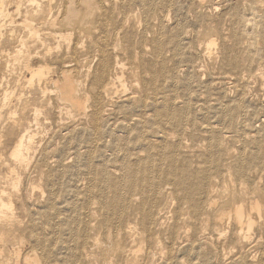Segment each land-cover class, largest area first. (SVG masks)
<instances>
[{
  "label": "rangeland",
  "instance_id": "rangeland-1",
  "mask_svg": "<svg viewBox=\"0 0 264 264\" xmlns=\"http://www.w3.org/2000/svg\"><path fill=\"white\" fill-rule=\"evenodd\" d=\"M145 1L146 2H144V0H143V3H142L143 6H142V4L140 6H139V4L137 5V3L133 2V0H132V2L130 1V5H131L132 9H134V7L137 5L135 7L134 13L136 14V16H139L141 18L140 22H138V20H137V22H136L137 25L135 27V30H140V28L141 29L144 28L143 27L144 24H147L146 26L149 27V25H151V23H152L151 27H149V29L151 28L150 29L151 32L149 33V31H147L146 36L148 38L149 36H151V33L155 31L157 34V40L164 42L165 51L162 52V55L165 54L166 57H164V58H166V59L168 58V59L167 60L165 59V62L166 61L167 62L163 65V63H164V61H163L164 55H163L162 56V65L167 66L164 68L167 69L169 76L171 74V78H172V79L169 78L170 81H168L169 79H167L168 82L165 80L162 83L161 88L158 89V91H157L158 94L160 93L158 96V99L161 98V99H159L160 101L158 100V103L160 102L161 104H159L158 106H159V110L161 109L160 112L162 111L161 112L162 115L159 114V118H160V121H162L161 122L162 124H160V122H159L158 126L153 125V127H152V125H150L153 128V129L152 128L150 129V126H149L150 123L148 124V122H146L144 124V126H146L148 124L147 127L149 129L148 128L141 129V131H140L141 135L143 134V137H141L139 140L141 142L139 143V141L136 140L134 143V141H133L134 139L130 138V136L135 135V133H133L134 132L133 130H132V134H130V132H127L125 134L122 130V132H123V134H122V132L120 131L121 125L119 123H118V125H116V128H117L116 130H115V127H113L111 125V124H115L117 121H119L118 118H121V119H123L122 121L126 122V120H124L125 119L124 114L122 113V111H120V107L124 104L123 98H122L124 96H122V97L120 96L119 98L115 99L114 105H112L113 107H110L108 114L104 115L105 116L104 118L107 117L108 119H110L111 122L109 121V123H108L109 126L106 124L108 127L104 126L106 133L104 135H102L101 137H99L95 141V143L88 141L90 143L87 145V143H88L87 141H78V140L75 141L73 139L72 134L76 133L77 129H78V133H79V130H81L80 131L81 134L86 135L88 138H90L88 132H86V129H88V130H90V129H89V127L85 121L84 122L83 121H77V122L75 121L74 122L75 125H74L73 124L74 119H71V118L66 119L60 125V126L63 125V128H61L60 130H58V128L54 126V128L52 127L50 130H46L42 133H39L38 138H40V136L42 135L41 137L44 139L43 140L44 142L51 140V142H50L51 146H50V144H48L49 145L48 149L50 150V152L56 151V154H57V155L54 154L55 156L49 158L48 161H50V159L52 161H50V162L47 161L48 168L45 169V172L43 174H39V175H38V173L33 172L32 173L33 175L32 174L27 175V173H23V174L19 173L17 177L14 175H7L8 178H6L7 176L6 177L5 176L0 177V193L2 192L3 193L2 195L6 194L5 198H9V199L11 198V201L13 203L11 211H9L6 214L0 212V224L2 225L3 222L5 221L2 226L0 225V229L2 228L5 231L4 238L0 237V247L3 249L5 248L3 250V254L5 255V257H10L9 260H10L11 264L14 263L13 259L15 258V252L16 251H18L20 253L19 264H27L28 262L24 260V257L27 254H31V253H36L38 255L40 264H58V263L59 264H72V263L73 264H79V263L83 264V262H84V264H89V263L90 264H96L97 259L94 260L95 257L99 258L97 264H110L111 261H112L111 263L117 264L116 263V261H117L118 264H123L122 259L127 257L128 253H129L128 248H129V245H131L130 243L132 241V237L129 236L128 234H127L128 235L127 236L126 232L124 231L128 225H131V227L133 229H135L139 232L141 231L140 233L141 234L143 233L144 235L149 234L152 231L151 230L152 228L154 229V231L157 230L155 232V237L158 238V241L160 243L158 245V247L162 251L161 255H157V254L154 255L155 260L154 259L153 260L157 264H159V261L160 262H170L172 264H180V263L181 264H190L189 263L190 260L193 263L195 262V264H206L205 262L203 263V261L201 259H198L199 257L197 256L198 254L203 255V253H204L203 251H205L206 253L208 252L207 254H205L206 255L205 259L208 260V262H207L208 264H212V263L217 264V262H218V264H229V263L230 264L231 263L232 264H235V263L236 264H243V263L244 264H258V263H256L258 261L260 262L259 264H264V259H263L264 254H262L264 252V243H263L264 237L261 238V240L260 239H253L252 240L253 242L249 241L247 243L245 242L244 244L241 243L242 246L240 247L241 244L237 243V244H239V245H237L233 240H230V236H229L230 234H227L228 238L220 239L221 240V242H220V240H217L216 237L213 236L212 233H214V232L211 229H209L205 232L206 235L204 234L203 237H200V236L196 237V239L195 240L193 239L192 241H189L190 240L189 239L187 242L186 239L190 238V233L193 234L194 225L198 226L199 221H200V218H197L195 216L191 217L192 212H189L191 210L188 208L189 205L186 203L187 200L184 199V197H183L184 194L187 197V194L185 192L186 190H191L193 188V191H194V187L191 185V183H189L190 186H187L184 189L185 191H183V190L177 191V189L175 188V185H174L175 183H173L171 180L169 181V179L167 178L168 176H166L167 171H168V174H170L171 172L172 173L176 172L174 175L177 176V173H178V176H179L180 172L183 169H187L189 171H192L193 172L192 174L190 172L191 175H194L200 171L206 170L207 171V179H206L207 181L206 180L204 181V185H207L208 187L203 185V188L200 191V197L199 198H200L202 203L203 202L206 203V201H205L206 194L205 193L211 188L212 183L215 182V185L217 187V191L215 193V196H216V199L218 198L217 200H218L219 205H223L224 202L227 200L228 196H226L227 193H225V192H228V191L235 192L237 194L236 195V197H237L239 194L238 192H240V188H242L243 190L247 189L248 192L249 191L252 192L253 187H255L256 184L258 183V182L256 183V181H258V178H256L258 175L256 176L255 173L258 174L259 169H261V166H262L261 163H258L260 161L259 160L260 158L258 156H261V154L262 155L264 154V127H263L264 126V114H263L264 113V109H263L264 108V104H263L264 103V35H263V37H262V35H260L261 37L259 36V37L255 38V37H253V32H254V29L257 27V29H259V32L261 31L259 34H264V33H262L263 32L262 29L264 30V0H204V1L203 0H177V1L176 0H164L165 1V2L163 1L164 3L162 2V0H153V3H152V0H145ZM202 2H203V4H201ZM145 3H146V5H145ZM162 3H163V6H162ZM154 5H156V6H154ZM257 6H259V8ZM170 7H172V8L169 9ZM155 8H156V11H155ZM158 8H160V10ZM143 9H146L149 12V14H147L148 15L147 21H149V22H147L144 18H142L143 16L140 15V13L143 11ZM153 9H154V12H153ZM166 9H167V11H166ZM136 10L137 11L141 10V12H139V11L137 12ZM162 10H163V12H162ZM171 11H173V12H171ZM230 11H232L233 14L230 15V13H231ZM152 12H153V16H150L152 14ZM155 12H156V14H155ZM163 13H165V15ZM164 16H165V18H164ZM235 17H237L236 20H234ZM152 18H153V20H152ZM157 18H159V19L157 20ZM168 21H170V22H168ZM181 21H183V22H181ZM234 21L236 23H234ZM256 21H257V24H256ZM156 22L158 23V25ZM173 22H174V24H173ZM258 22H259V24L261 23L262 25H259ZM141 23H143V25ZM165 23H166V25H165ZM170 23H171V25H169ZM183 23H184V25H183ZM162 25H163V27H162ZM137 26H138V28H137ZM171 26H172V28H171ZM261 26H263V28H261ZM251 27H252V29H251ZM163 28L165 30H163ZM239 29H241V30L238 33ZM179 30L181 33L179 32V34H178ZM242 30L244 31V33H242ZM162 31H164L165 33ZM167 31H169V32L173 31V32H171L169 35V32H167ZM174 32H176V34H178V35H176ZM165 34H166V36H165ZM188 34H189V36H188ZM235 34H236V37H238V35H239V37H238V40L240 39L239 41H237ZM244 34L246 37L244 36ZM163 37L165 39L167 38L166 41L168 43L165 41V39ZM187 37H188V39H187ZM233 37H235V38H233ZM161 38H163V39H161ZM245 38H248V40ZM235 39L237 42H234ZM250 39H251V41H250ZM257 39H259L260 41ZM176 40H177V43H176ZM210 40L214 41V45L211 47V50L208 51L207 50V44ZM237 43H239V44H237ZM224 44H227V45L223 46ZM230 44H232V46ZM234 44H235V46H234ZM167 45H168V47H167ZM242 45L244 46V48ZM249 45H250V47H249ZM254 46H256L257 50L255 49ZM185 47L187 48V50L184 53ZM225 47L227 50L225 49ZM223 48L225 49V51ZM248 48H251V49H248ZM172 49H173V51H172ZM178 50H179V52L182 50L181 53H179ZM247 50H248V52H247ZM255 50H256V52H255ZM166 51H168V54L166 53ZM223 51H224V53H223ZM233 51H234V54H233ZM173 52H176V53H173ZM225 52L228 54H226ZM169 53L170 54L173 53V55H175V56L169 55ZM182 54H183V56H182ZM202 54H204L205 56ZM240 54L243 55L242 60H241ZM244 54L247 56L245 57ZM167 55L169 57H167ZM208 55H210V58L208 57ZM146 56L149 57V55H146ZM179 56H180V58H179ZM184 56H185V58H184ZM182 57L184 58V60L182 59L183 61L181 60ZM204 57H206V58H204ZM224 57H226L227 63L224 61ZM231 57H233V58H231ZM255 57H256V59H255ZM169 58H170V60H169ZM176 58H177V60H176ZM235 58H237V60ZM172 59H174V60H172ZM179 59L181 61H179ZM231 59H235V60H233L234 63H230L229 60H231ZM252 59L254 62H251ZM247 60H248V62H247ZM170 61H171V63H172V61H175L176 64H174V62L171 64ZM243 61H244L243 64H245L244 67L242 64ZM180 62H181V64H179ZM246 63H247V66H246ZM252 63H254V64H252ZM178 64H179V66H178ZM225 64H227V66ZM233 64H235V65H233ZM172 65H174V66H172ZM186 66L187 67L191 66V68L189 67V71H188V68ZM248 66H250L249 69L251 70V72H250V70H248ZM168 67L170 69H168ZM172 67L174 69H172ZM177 68H178V70H177ZM233 68H235V69L232 70ZM257 69H258V71H257ZM73 70H74L73 75L77 76V71L75 69H73ZM195 70H198V71L196 72ZM230 70H231V72H230ZM128 71L126 72L127 75H128ZM225 71H226V73H225ZM228 71L230 73H233V74L231 75ZM245 71H246V73H245ZM247 71L250 73H248ZM54 72H56V73L58 72V73L57 74L54 73L53 74L54 77H53V75H51L53 80L59 79L61 77V72L57 71V70H55ZM247 73H248V75H246ZM255 73H256V75H254ZM233 75H235V77ZM236 75H238V76H236ZM255 76H256V79H253ZM245 77H248V78H245ZM179 78L181 79V83H180ZM249 78L252 79L253 81L252 80L250 81ZM247 79H249V80H247ZM128 80H129V77H128ZM239 80L240 81L242 80L243 82L242 81L240 82ZM245 80H247V81H245ZM244 81H245V83H244ZM248 81H250V82H248ZM182 83L183 84L186 83L185 85H187V86L183 85ZM242 83H243V85H241ZM165 84H166V89H165ZM129 85H130V83L128 81V86ZM245 85L247 87H245ZM48 86H49V88L52 89V83H49ZM243 86L245 87L244 88L245 90L242 89ZM239 87H241V88L239 89ZM167 88H169V89H167ZM220 92L222 93L223 97L221 96ZM217 93L219 94V96ZM238 94H239L240 100L238 98ZM245 95L247 96L246 98H245ZM249 96H250V98H249ZM167 98H168V100H171V101H168ZM214 98L216 100H214ZM118 99L120 100L119 103H118ZM175 100L178 102H175ZM244 100L247 101L246 102L247 108H246V105L244 104L245 103ZM261 100H263V102ZM249 102H250V105H248ZM163 103H165L166 106L162 105ZM175 103H177V104H175ZM252 103L255 104V107L252 106ZM260 103L262 104V106L260 105ZM179 104H181V105H179ZM171 105H173L174 107ZM171 107H173V108L171 109ZM113 109H114V111H113ZM177 109H178V111H177ZM236 110H238V111H236ZM119 111H120V113H118ZM167 112H168V114H167ZM173 113L175 114L176 117L174 116ZM230 113H231V115H230ZM170 114L172 115L173 118L175 117L176 119L174 118L173 121H169V120L167 121ZM108 115H109V117H108ZM180 115H181L182 119L178 118V117H180ZM228 115H230V116H228ZM160 116L161 117L163 116V119ZM225 116H226V118H224ZM230 117H231V119H230ZM177 118L180 119L179 120L180 125H179ZM113 119L117 120V121H114ZM226 120H227V122H226ZM228 120H229V122H228ZM231 120H232V122H231ZM244 120H246V121H244ZM260 120H261V122H260ZM67 121H68V124H66ZM175 121L177 123H175ZM163 123H164V125H163ZM79 124H80V126H79ZM64 125H65V127L67 126L68 129L73 127L72 129H69L71 131H73V129H74V132H72L70 134V137H71L70 140L72 141L73 144H74V142H76V144L72 145V143H71L70 145H67V141H65V139L63 140V134H61V133L65 129ZM81 125H83L82 126L83 128L81 127ZM174 125L176 126V128ZM137 126L139 127L140 125H137ZM163 126L165 128H163ZM170 126H171V128H170ZM243 126H245V127H243ZM106 128L107 129L110 128V129L107 131ZM113 128H114V130H113ZM262 128H263V130H262ZM211 129L212 130L214 129V131H212V133L213 134L215 133V135H213L211 133ZM242 129L244 130L243 132H242ZM149 130H151V131H149ZM164 130L166 132H164ZM51 131H52V133H51ZM110 131H112V132H110ZM118 131H119V133H118ZM153 131L155 134L153 133ZM255 131H257V133H255ZM47 132L49 134H47ZM85 132H86V134H85ZM108 132L111 134V136H110V134L108 135ZM149 132H151V133H149ZM117 133L120 136H118ZM216 133H218L220 136ZM247 134H248V136H247ZM251 134H252V136H251ZM168 135L169 136L171 135L172 137L171 136L169 137ZM211 135H212L213 139H215L216 141H214L211 138ZM45 136H48V137H45ZM154 136L156 138H154ZM218 136L220 138H218ZM122 137H123V139H122ZM150 137H151V139H149ZM221 137L223 140H220ZM54 138H56V139H54ZM118 138H119V140H118ZM143 138H144V140H142ZM104 139H106V140H104ZM128 139L132 140V141H130V143H132V145L131 144L129 145V141L127 142ZM157 139H158V142H157ZM160 140H161V142H160ZM103 141H106L107 143L103 142ZM142 141H144V144L142 143ZM78 142H80V143H78ZM145 142H147L146 145H145ZM155 142L157 144H155ZM65 143H66V145H65ZM77 143H78V145H77ZM110 143H111V145H110ZM120 143L122 145H120ZM43 144H41V146ZM53 144H56L57 146L56 145L54 146ZM79 144H80V146H79ZM148 144L150 146H148ZM151 144H154V147H153V145L151 146ZM119 145H120V148H119ZM126 145H127V148H126ZM41 146L39 147V149L41 148ZM60 146H61V148H60ZM68 146L70 148H68ZM121 146H123V147L121 148ZM130 146H132V147L130 148ZM138 146H141V147L139 148ZM63 147H65V148H63ZM85 147L87 149H89V151H88L89 154L87 153ZM66 148H68L67 149L68 151L66 150V152H65ZM81 148H83V149L81 150ZM260 148H262L263 151ZM134 150H135L136 155L138 157L135 155ZM53 152L51 154H53ZM67 152H68V154H67ZM228 152H229V154H227ZM260 152H261V154H260ZM118 153H119V156L117 155ZM255 153H257V154H255ZM80 154H82V155H80ZM85 154H87V155H85ZM211 154H213V155H211ZM254 154L256 155L257 159H256ZM64 155H65V158H64ZM84 155H85V157H84ZM116 155L118 157H121V159L120 158L117 159ZM69 156H71V158ZM128 157L129 158L131 157V158L129 159ZM60 158H61V160H60ZM210 158H211V160H210ZM171 159H172V161H171ZM205 160H206V162H205ZM212 160H216V161L213 164L211 163V166L209 167V162ZM250 160H252V162H250ZM255 160H256V162H255ZM33 161H35L34 164H33ZM81 161L82 162L84 161V163H82ZM118 161L120 164L118 163ZM36 163H37V159L36 160L33 159L31 165H36ZM128 163H129V165H128ZM168 163H170V165ZM90 164H91V166H90ZM167 164H168V166H167ZM249 164H250V166H249ZM254 164H256V165L260 164L261 166L259 165L256 167V165L254 166ZM86 165H87V167H86ZM138 165H139V168H138ZM172 165H174V169H173ZM177 165H179V166H177ZM191 165H192V167H191ZM89 166L91 167V169ZM132 166H133V168H132ZM175 166H176V168H175ZM181 166L183 169H181ZM184 166H186V168ZM200 166H202V167H200ZM247 166H249V167H247ZM119 168H120V170H119ZM193 168H194V171H193ZM209 168H211L212 170L214 169V170L218 171V173L214 170L210 171L211 169H209ZM227 168H229V169H227ZM88 169H89V171H88ZM130 169H131V172H130ZM176 169H177V171H176ZM180 169H181V171H180ZM125 170H127V172H125ZM156 170H157V172H156ZM245 171L247 174H245ZM214 172H215V175H214ZM47 173H48V175H47ZM136 173L138 175L141 173L140 175L142 177V180H141L142 183H141V181H138V182L136 181V180H139V178L141 179V177L138 176ZM158 173H159V175H158ZM21 174L23 175V177ZM242 174L245 177V179L243 178ZM208 175L210 176V178L208 177ZM212 175L215 177L213 178ZM159 176H160V178H159ZM249 176H251V177H249ZM246 177L248 180L246 179ZM19 178H20V180H19ZM28 178H31V179H28ZM144 178H145V180H143ZM166 178L168 180L169 185H168V183H166L167 181H165ZM12 179H14V180H12ZM15 179L18 181L19 187L14 186ZM133 179H135V180L132 182ZM146 179L148 182L146 181ZM251 179H252V181H251ZM144 181H146L147 183ZM158 181L160 182V184H158L159 183ZM209 181L210 182L212 181V182L209 183ZM249 181H251V184ZM20 182H21V184H20ZM150 183H151V185H150ZM113 184L116 186H114ZM222 184H223V186H222ZM242 184H243V186H242ZM253 184H254V186H253ZM155 185H156V187H155ZM161 185H162V187H160ZM122 186H124V187H122ZM151 186H154V188ZM170 186H172V187H170ZM243 187H245V188H243ZM251 187H252V189H251ZM145 188H147V189H145ZM218 188H219L220 192H219ZM225 188L228 189V191H224ZM139 189H140V192H139ZM149 189L151 190V192H153L155 189V191H154L155 192L154 193L155 198L157 200H160V201L157 203V200H156V203L154 206V213H153L154 218L152 217L151 221H148L149 226L146 227V230H145L146 232L145 231L143 232L142 222H137V221H139V219H140V221L142 220V216H141V218L139 217L141 215V212L139 211L137 206L143 202L144 198L146 197V192ZM175 189H176V191H175ZM165 190H166V192H164ZM123 191H124V193H123ZM128 192H130V193H128ZM156 192H157V194H156ZM201 192H203V194ZM179 193H180V195H179ZM163 194H165L166 197ZM174 194H176V196H174ZM120 195H121V197H120ZM135 195H137V196H135ZM140 195H142V196H140ZM169 195H171V196H169ZM178 195H179V197H178ZM224 195L226 196V199H225ZM132 196L135 199L138 197L137 200L133 199ZM180 196H181V198H180ZM139 197H141V198L139 199ZM177 197L179 200L173 199V198H177ZM123 198L125 200H122ZM52 199H53V202H52ZM180 199L183 202L180 201ZM224 199H225V201H224ZM219 200H222V201H220L221 204L219 203ZM135 201L137 202L138 205L135 203ZM178 201H179V203H178ZM116 202H117V204H116ZM134 203L136 204V207H135ZM173 203H175V204H173ZM159 204H160V206H159ZM178 205L180 206V208ZM111 206H112V209H111ZM117 207H118V209H117ZM166 207H167V209H165ZM228 207H229V204L226 206V209ZM126 208H127V210H126ZM171 208L172 209L175 208L177 210V212H175L176 211L175 209L172 211ZM134 209L136 210V212H140V213L134 212L135 211ZM118 210L121 212H119ZM163 210H164V213H163ZM168 210H169V212H168ZM185 210H186V212H185ZM156 211H157V213L159 211V213H158L159 215L156 213ZM171 211L174 215L171 213ZM111 212H114V213L116 212L115 213L116 216L114 213H111ZM121 213L123 214V217H122ZM162 213H163V215H162ZM169 213L171 214L170 216H169ZM182 213H183V215H182ZM184 213H186V214H184ZM112 214L114 216L113 220H112ZM118 214H119V216H118ZM164 214L165 215L168 214L167 217ZM110 215H111V217H110ZM13 216H14V218H13ZM172 216H174V217H172ZM179 216L181 217V220L179 219L180 218ZM108 217H110V218H108ZM138 217H139V219H137ZM188 217H190V220ZM124 218H127V221H125ZM194 218H197V220ZM107 219L108 220L110 219V220L107 221ZM118 219H119V221L117 222ZM162 219H164V220L162 221ZM167 219H169V220H167ZM158 220H159V222H158ZM165 220H166V222L163 225ZM170 220H172V221L170 222ZM182 220L184 221L185 226L183 225L184 223ZM111 221H112L113 225L111 224ZM189 221L190 222L192 221L191 223L193 225V229L191 228L192 225ZM114 222H115V224H114ZM123 223H125L126 226ZM157 223H161V224L159 225ZM259 223H260L259 226L264 225V221L259 222ZM175 224H177L176 227L174 226ZM119 225L122 229L120 227H118ZM111 226H113V227H111ZM187 226H189L190 228ZM259 226L257 225L255 227V229L253 230V233L255 232L254 237H256L255 234L257 235V233H258V232H256V229L258 230L257 227H259ZM123 227H125V228H123ZM139 227H141V229ZM161 227H162V229H161ZM174 228L176 229V231ZM183 228H184V231H183ZM190 229L192 230V232ZM167 230L169 231L168 233L166 232ZM178 230H180L179 233H177ZM110 231H111V233H110ZM122 231H123V233H122ZM158 232L161 233V237H160V233L158 235ZM175 233H177V234H175ZM186 233L189 235V237H187L188 235H186ZM169 235H170V237H169ZM172 235H173V237H172ZM207 235H210V236L208 237ZM108 239H110V240L108 241ZM118 239H119V241H118ZM122 239H123V241H122ZM130 239H131V241H130ZM226 239L230 240V241L227 243ZM50 240L52 243L50 242ZM222 240L224 243L222 242ZM170 241L173 243H171ZM184 241H186V243ZM194 241L198 242V243H195ZM213 241H214V243H213ZM113 242H114V247L112 246ZM54 243H55V245H54ZM201 243H202V246H201ZM103 244H104V246H106V244H107L106 248L103 246ZM234 244H236L235 247L233 246ZM93 245H94V247H93ZM98 245L100 246L99 249L97 248ZM108 245H109V247H108ZM118 245H122L123 247L118 246ZM176 245L178 248L175 247ZM190 245H192V247ZM205 245H206V247H205ZM260 245H263V246L261 247ZM140 246L142 247L141 251H140V256L141 255L144 256L145 254H143V253L145 252V249H146L145 242H142V244H140ZM219 246L220 247L222 246L223 248H220ZM230 246H231V248L233 247V249H231ZM110 247L114 248V250L118 249V251L114 252ZM125 247H126V249H125ZM167 247H168V253H166ZM182 247L183 248L185 247L184 248L185 250ZM108 248L111 249L113 252L111 250H109ZM225 248L227 249V251H226L227 253L224 252L226 250ZM50 249H51V251H50ZM122 249H123V253H122ZM193 249H194V254H193ZM201 249H202V251H201ZM253 249H254V255H253V251H252ZM255 249L257 252H255ZM180 250H181V253H180ZM235 250H237V251H235ZM242 250L244 252L239 254L240 252H242ZM55 251H56V253H55ZM104 251L106 253L107 252L111 253L110 256H109V254H107V256H108L107 257L106 253H104ZM109 251H111V252H109ZM198 251H200V252H198ZM211 251H212L213 256L211 254ZM258 251H259V254H258ZM91 252H93L92 254L96 253L95 257H94V255L90 254ZM120 252H121V255H120ZM170 252L172 255L169 254ZM219 252H220V254H219ZM230 252H231V254H230ZM234 252H236V255ZM98 253H101V254L98 255ZM190 253H191V255H190ZM216 253L218 254V256ZM116 254H117V256H116ZM179 254H180V256L181 255L182 256L184 255V256L179 257ZM214 254H216V255H214ZM238 254H239V256H238ZM100 255H101V257H98ZM113 255H114V257H113ZM118 255H120L119 256L120 259L118 258ZM229 255H230V257H229ZM165 256H167V257H165ZM187 256H188V259H187ZM195 256H196V259L198 261L195 260ZM207 256L209 257V259H207L208 258ZM250 256H251V259H250ZM5 257H0V264H4V263H1V259L4 258V260H5ZM92 257H93L94 261H92ZM116 257L118 260L116 259ZM224 257H226V258H224ZM157 258H159L161 260H159ZM212 258H213V260H212ZM215 258L217 259L216 262H215ZM222 258H224V259H222ZM53 259H54V262H53ZM109 259H110V261H109ZM115 259H116V261H115ZM233 259H234V261H232ZM252 259H253V261H252ZM40 260H41V262H40ZM218 260H220V261H218ZM248 261H249V263H248ZM254 261H256V262L254 263ZM30 264H32V263L30 262ZM152 264H154V263L152 262Z\"/></svg>",
  "mask_w": 264,
  "mask_h": 264
},
{
  "label": "bare ground",
  "instance_id": "bare-ground-1",
  "mask_svg": "<svg viewBox=\"0 0 264 264\" xmlns=\"http://www.w3.org/2000/svg\"><path fill=\"white\" fill-rule=\"evenodd\" d=\"M130 1L132 0H0V177H6L7 175H14L18 176L19 173H27L32 174L33 172H36L39 174H43L45 172V169L48 168L47 161L49 158L57 155L56 151L50 152L48 149V144L51 146V140L44 142L43 138L40 136L38 138V134L42 133L46 130H50L52 127H57L58 130L63 128V125L60 126L66 119H74L73 124L76 121H85L88 125L89 129H86V132H88L89 137L86 135L81 134V130H79L78 133V127L77 132L72 134L73 139L76 141H90L95 143V141L104 135L106 133L105 127L109 126V121L107 117L104 118L106 114H108V111L110 110V107H113L115 99L119 98L120 96H124L123 102L124 104L120 107V111L124 114V120L121 118H118L119 121H117L115 124H111L113 127L116 128V125L118 123L121 125V132L126 134L127 132H130L132 134V130L134 131L135 135L130 136L131 139H134V143L136 140H140L141 137H143V134L141 135V129L148 128L147 125L149 124L154 126H158L159 122L162 124L159 118V114L162 115V111L159 110V104L158 103V89L161 88L162 83L167 79L171 78V74L169 76L167 69L163 66L166 62L164 57H166L165 54L162 55V52L165 51L164 49V42L157 40V34L156 32H152L151 36L147 38L146 32H151V25L147 27V24L141 23L144 28H140V30H135L136 22H140V17L136 16L134 13L135 7L139 4V6L143 3V0H133V2L137 3V5L134 7V9L131 8ZM164 0H162L163 2ZM177 1V0H176ZM204 1V0H203ZM144 2H146L144 0ZM165 2V1H164ZM163 2V3H164ZM199 2V1H198ZM134 3V4H135ZM153 3V0H152ZM162 3V6H163ZM133 4V5H134ZM151 4V3H150ZM203 4V2L201 3ZM146 5V3H145ZM153 5V4H152ZM174 5V4H173ZM256 5V4H255ZM138 6V7H139ZM143 6V4H142ZM148 6V5H147ZM156 6V5H154ZM175 6V5H174ZM200 6V5H199ZM146 7V6H145ZM150 7V6H149ZM259 8V6H257ZM140 8V7H139ZM144 8V7H143ZM170 7L169 9H171ZM137 9V8H136ZM141 9V8H140ZM160 10V8H158ZM177 9V8H176ZM217 9V8H216ZM174 10V9H173ZM178 10V9H177ZM231 10V9H230ZM234 10V9H233ZM137 11V10H136ZM141 12V10H138ZM137 11V12H138ZM156 11V8H155ZM165 11V10H164ZM167 11V9H166ZM136 12V13H137ZM146 9H143V11L140 13L146 21L148 18L149 12ZM154 12V9H153ZM153 12L150 16H153ZM163 12V10H162ZM173 12V11H171ZM230 15L233 14L232 11H230ZM169 13V12H168ZM156 14V12H155ZM165 15V13H163ZM169 15V14H168ZM173 15V14H172ZM158 16V15H157ZM155 17V16H154ZM159 17V16H158ZM238 17V16H237ZM234 20H236V18ZM160 18V17H159ZM157 18V20L159 19ZM162 18V17H161ZM165 18V16H164ZM163 18V19H164ZM168 18V17H167ZM174 19V18H173ZM244 19V18H243ZM150 20V19H149ZM153 20V18H152ZM151 20V21H152ZM156 20V21H157ZM177 21V20H176ZM238 21V20H237ZM242 21V20H241ZM248 21V20H247ZM143 22V21H142ZM149 22V21H147ZM159 22V21H158ZM164 22V21H163ZM170 22V21H168ZM183 22V21H181ZM157 23V22H156ZM176 23V22H175ZM234 23H236L234 21ZM233 23V24H234ZM238 23V22H237ZM155 24V23H154ZM164 24V23H163ZM174 24V22H173ZM257 24V21H256ZM259 24V22H258ZM158 25V23H157ZM166 25V23H165ZM171 25V23L169 24ZM181 25V24H180ZM184 25V23H183ZM247 25V24H246ZM259 25H262L261 23ZM258 25V26H259ZM232 26V25H231ZM155 27V26H154ZM161 27V26H160ZM163 27V25H162ZM165 27V26H164ZM170 27V26H169ZM175 27V26H174ZM179 27V26H178ZM184 27V26H183ZM240 27V26H239ZM256 27V26H255ZM260 27V26H259ZM258 27V28H259ZM138 28V26H137ZM153 28V27H152ZM172 28V26H171ZM237 28V27H236ZM243 28V27H242ZM263 28V26H261ZM157 29V28H156ZM170 29V28H169ZM176 29V28H175ZM187 29V28H186ZM245 29V28H244ZM252 29V27H251ZM163 30H165L163 28ZM174 30V29H173ZM183 30V29H182ZM241 29H239L238 33ZM246 30V29H245ZM185 31V30H184ZM189 31V30H188ZM237 31V30H236ZM247 31V30H246ZM262 33H264V30L262 29ZM164 32V31H162ZM169 32V31H167ZM173 32V31H171ZM169 32V35L170 33ZM180 30L178 31L179 34ZM186 32V31H185ZM235 32V31H234ZM261 32V31H260ZM259 29L257 27L254 29L253 37H259ZM165 33V32H164ZM176 34V32H174ZM181 33V32H180ZM184 33V32H183ZM188 33V32H187ZM242 33L244 31L242 30ZM241 33V34H242ZM246 33V32H245ZM176 34V35H178ZM250 34V33H249ZM150 35V34H149ZM163 35V34H162ZM168 35V36H169ZM232 35V34H231ZM251 35V34H250ZM166 36V34H165ZM181 36V35H180ZM189 36V34H188ZM241 36V35H240ZM245 36V34H244ZM177 37V36H176ZM183 37V36H182ZM236 37V34H235ZM233 37V38H235ZM239 37V35H238ZM237 38V41L238 40ZM243 37V36H242ZM246 37V36H245ZM252 37V36H251ZM261 37V36H260ZM164 38V37H163ZM161 38V39H163ZM244 38V37H243ZM242 38V39H243ZM165 39V38H164ZM167 39V38H166ZM165 39V41H166ZM183 39V38H182ZM188 39V37H187ZM248 40V38H245ZM263 39V38H262ZM232 40V39H231ZM244 40V39H243ZM259 40V39H257ZM236 39L234 42H237ZM245 41V40H244ZM251 41V39H250ZM256 41V40H255ZM260 41V40H259ZM263 41V40H262ZM167 42V41H166ZM184 42V41H183ZM242 42V41H241ZM257 42V41H256ZM168 43V42H167ZM173 43V42H172ZM177 43V40H176ZM185 43V42H184ZM244 43V42H243ZM250 43V42H249ZM171 44V43H170ZM239 44V43H237ZM246 44V43H245ZM257 44V43H256ZM260 44V43H259ZM173 45V44H172ZM171 45V46H172ZM175 45V44H174ZM214 45V41L210 40L207 44V50L210 51L211 47ZM227 44H224L225 46ZM232 46V44H230ZM263 45V44H262ZM235 46V44H234ZM243 46V45H242ZM257 46V45H256ZM256 46L255 49H256ZM168 47V45H167ZM238 47V46H237ZM250 47V45H249ZM186 48V47H185ZM184 48V53L186 52L187 48ZM233 48V47H232ZM240 48V47H239ZM242 48V47H241ZM244 48V46H243ZM171 49V48H170ZM224 49V48H223ZM226 49V47H225ZM224 49V51H225ZM237 49V48H236ZM251 49V48H248ZM169 50V49H168ZM227 50V49H226ZM232 50V49H231ZM240 50V49H239ZM257 50V49H256ZM255 50V52H256ZM173 51V49H172ZM176 51V50H175ZM182 51V50H181ZM181 51L178 52L181 53ZM223 51V53H224ZM229 51V50H228ZM236 51V50H235ZM245 51V50H244ZM201 52V51H200ZM199 52V53H200ZM239 52V51H238ZM248 52V50H247ZM168 54V51H166ZM176 53V52H173ZM169 53V55H173ZM202 53V52H201ZM204 53V52H203ZM226 53V52H225ZM230 53V52H229ZM232 53V52H231ZM258 53V52H257ZM228 54V53H226ZM225 54V55H226ZM234 54V51H233ZM246 54V53H245ZM244 54V55H245ZM146 55H149L146 56ZM204 55V54H202ZM238 55V54H237ZM256 55V54H255ZM162 56H163V65H162ZM175 56V55H173ZM183 56V54H182ZM205 56V55H204ZM230 56V55H229ZM241 60L242 56L241 55ZM247 55H245L246 57ZM167 57H169L167 55ZM210 58V55H208ZM207 57V58H208ZM238 57V56H237ZM180 58V56H179ZM185 58V56H184ZM184 58L182 57L181 60ZM206 58V57H204ZM233 58V57H231ZM248 58V57H247ZM258 58V57H257ZM168 59V58H167ZM166 59V60H167ZM175 59V58H174ZM172 59V60H174ZM237 60V58H235ZM229 60L230 63H234L233 60ZM256 59V57H255ZM259 59V58H258ZM170 60V58H169ZM177 60V58H176ZM179 59V61H181ZM182 60V61H183ZM223 60V59H222ZM260 60V59H259ZM224 61L226 62V57H224ZM175 61H172V63ZM185 62V61H184ZM248 62V60H247ZM251 62H254L253 59ZM257 62V61H256ZM171 63V61H170ZM171 63V64H172ZM227 63V62H226ZM244 61L242 62V64ZM181 64V62L179 63ZM178 64V66H179ZM254 64V63H252ZM168 65V64H167ZM222 65V64H221ZM224 65V64H223ZM227 66V64H225ZM230 65V64H229ZM235 65V64H233ZM245 64H243L244 67ZM256 65V64H255ZM174 66V65H172ZM239 66V65H238ZM241 66V65H240ZM247 66V63H246ZM245 66V67H246ZM187 67V66H186ZM188 66V71H189ZM223 67V66H222ZM225 67V66H224ZM229 67V66H228ZM231 67V66H230ZM250 66H248V70ZM255 67V66H254ZM185 68V67H184ZM227 68V67H226ZM242 68V67H241ZM256 68V67H255ZM258 68V67H257ZM75 69L77 71V76L73 75V72ZM168 69H170L168 67ZM172 69H174L172 67ZM228 69V68H227ZM230 69V68H229ZM233 68L232 70H234ZM55 70L61 72V77L59 79H54L51 77L53 75ZM129 70V71H128ZM178 70V68H177ZM245 70V69H244ZM247 70V69H246ZM128 71V75L127 72ZM172 71V70H171ZM196 72L198 70H195ZM227 71V70H226ZM225 71V73H226ZM254 71V70H253ZM258 71V69H257ZM178 72V71H177ZM229 72V71H228ZM231 72V70H230ZM229 72V73H230ZM248 72V71H247ZM251 72V70H250ZM248 72V73H250ZM58 73V72H57ZM56 73V74H57ZM179 73V72H178ZM242 73V72H241ZM246 73V71H245ZM244 73V74H245ZM248 73L246 75H248ZM126 74V75H125ZM231 75L233 73H230ZM258 74V73H257ZM260 74V73H259ZM245 75V76H246ZM256 75V73L254 74ZM127 76V77H126ZM212 76V75H211ZM227 76V75H226ZM235 77V75H233ZM238 76V75H236ZM54 77V75H53ZM129 77V80H128ZM221 77V76H220ZM244 77V76H243ZM178 78V77H177ZM223 78V77H222ZM237 78V77H236ZM248 78V77H245ZM172 79V78H171ZM180 79V78H179ZM187 79V78H186ZM243 79V78H242ZM250 79V78H249ZM247 79V80H249ZM256 79V76L253 78ZM225 80V79H224ZM244 80V79H243ZM245 80V81H247ZM252 79H250L251 81ZM128 81L130 85L128 86ZM170 81V79L168 80ZM167 81V82H168ZM183 81V80H182ZM186 81V80H185ZM240 81V80H239ZM242 81V80H241ZM240 81V82H241ZM244 81V83H245ZM248 81V82H250ZM253 81V80H252ZM166 82V83H167ZM220 82V81H219ZM224 82V81H223ZM243 82V81H242ZM52 83V89L49 88L48 84ZM179 83V82H178ZM181 83V79H180ZM183 84V83H182ZM186 84V83H185ZM183 84V85H185ZM209 84V83H208ZM211 84V83H210ZM236 84V83H235ZM182 85V86H183ZM189 85V84H188ZM243 85V83L241 84ZM164 86V85H163ZM187 86V85H185ZM204 86V85H203ZM210 86V85H209ZM212 86V85H211ZM235 86V85H234ZM240 86V85H239ZM170 87V86H169ZM178 87V86H177ZM213 87V86H212ZM245 87H247L245 85ZM243 86L242 89L245 88ZM171 88V87H170ZM176 88V87H175ZM234 88V87H233ZM237 88V87H236ZM235 88V89H236ZM241 87H239L240 89ZM166 89V84H165ZM169 89V88H167ZM172 89V88H171ZM245 90V89H244ZM160 91V90H159ZM238 92V91H237ZM242 92V91H241ZM224 93V92H223ZM239 93V92H238ZM244 93V92H243ZM171 94V93H170ZM218 94V93H217ZM221 96L222 93L220 92ZM246 94V93H245ZM166 95V94H165ZM237 95V94H236ZM161 96V95H160ZM164 96V95H163ZM219 96V94H218ZM226 96V95H225ZM167 97V96H166ZM176 97V96H175ZM223 97V96H222ZM241 97V96H240ZM247 96L245 95V98ZM170 98V97H169ZM177 98V97H176ZM226 98V97H225ZM239 98V94H238ZM250 98V96H249ZM121 99V98H120ZM171 99V98H170ZM248 99V98H247ZM252 99V98H251ZM256 99V98H255ZM258 99V98H257ZM261 99V98H260ZM263 99V98H262ZM168 100V98H167ZM214 100H216L214 98ZM240 100V98H239ZM160 101V100H159ZM165 101V100H164ZM171 101V100H168ZM183 101V100H182ZM243 101V100H242ZM245 101V100H244ZM249 101V100H248ZM263 102V100H261ZM260 101V102H261ZM120 100L118 99V103ZM122 102V101H121ZM175 102H178L175 100ZM245 101V105H246ZM261 102V103H262ZM260 105L262 106V104ZM168 104V103H167ZM170 104V103H169ZM177 104V103H175ZM174 104V105H175ZM182 104V103H181ZM179 104V105H181ZM264 104V103H263ZM162 105H165L163 103ZM161 105V106H162ZM238 105V104H237ZM250 105V102L249 104ZM170 106V105H169ZM173 106V105H171ZM239 106V105H238ZM242 106V105H241ZM252 106L255 107V104L252 103ZM119 107V106H118ZM174 107V106H173ZM171 107V109L173 108ZM162 108V107H161ZM247 108V105H246ZM116 109V108H115ZM163 109V108H162ZM168 109V108H167ZM166 109V110H167ZM240 109V108H239ZM264 109V108H263ZM181 110V109H180ZM244 110V109H243ZM114 111V109H113ZM112 111V112H113ZM120 111L118 113H120ZM168 111V110H167ZM178 111V109H177ZM183 111V110H182ZM230 111V110H229ZM238 111V110H236ZM184 112V111H183ZM232 112V111H231ZM247 112V111H246ZM181 113V112H180ZM229 113V112H228ZM262 113V112H261ZM168 114V112H167ZM174 114V113H173ZM182 114V113H181ZM234 114V113H233ZM240 114V113H239ZM238 114V115H239ZM264 114V113H263ZM119 115V114H118ZM231 115V113H230ZM228 115V116H230ZM175 116V114H174ZM259 116V115H258ZM109 117V115H108ZM120 117V116H119ZM122 117V116H121ZM161 117V116H160ZM176 117V116H175ZM174 117V118H175ZM261 117V116H260ZM114 118V117H113ZM163 119V116L161 117ZM165 118V117H164ZM172 115L170 114L167 121H173L174 119ZM181 118V115L180 117ZM178 122L180 119H178ZM226 118V116L224 117ZM108 119V120H107ZM161 119V120H162ZM176 119V118H175ZM182 119V118H181ZM229 119V118H228ZM231 119V117H230ZM176 120V121H177ZM175 121V123H177ZM246 121V120H244ZM111 122V121H110ZM148 122L146 126L144 124ZM164 122V121H163ZM227 122V120H226ZM229 122V120H228ZM232 122V120H231ZM230 122V123H231ZM261 122V120H260ZM259 122V123H260ZM80 123V122H79ZM68 124V121L66 122ZM78 124V123H77ZM85 124V123H84ZM108 126H107V125ZM262 124V123H261ZM75 125V124H74ZM135 125V126H134ZM137 125H140L139 127ZM164 125V123H163ZM166 125V124H165ZM171 125V124H170ZM177 125V124H176ZM180 125V122H179ZM80 126V124H79ZM83 125H81L82 127ZM105 126V127H104ZM172 126V125H171ZM170 126V128H171ZM175 126V125H174ZM211 126V125H210ZM65 127V125H64ZM70 127V126H69ZM150 126V129L152 128ZM168 127V126H167ZM173 127V126H172ZM180 127V126H179ZM241 127V126H240ZM245 127V126H243ZM264 127V126H263ZM73 128V127H72ZM69 128V129H72ZM75 128V127H74ZM83 128V127H82ZM163 128H165L163 126ZM176 128V126H175ZM217 128V127H216ZM67 126L65 127L64 131L61 133L63 134V140L67 141V145H70L72 141L70 140V134L73 131L69 130ZM75 129V130H76ZM107 129V128H106ZM110 129V128H109ZM107 129V131L109 130ZM149 129V128H148ZM153 129V128H152ZM169 129V128H168ZM247 129V128H246ZM261 129V128H260ZM114 130V128H113ZM173 130V129H172ZM255 130V129H254ZM263 130V128H262ZM56 131V130H55ZM54 131V132H55ZM147 131V130H146ZM151 131V130H149ZM155 131V130H154ZM153 131V133H154ZM159 131V130H158ZM157 131V132H158ZM205 131V130H204ZM214 131V129H211V133ZM216 131V130H215ZM218 131V130H217ZM244 130L242 129V132ZM53 132V133H54ZM83 132V131H82ZM85 132V134H86ZM112 132V131H110ZM116 132V131H115ZM122 132V134H123ZM148 132V131H147ZM156 132V133H157ZM164 132H166L164 130ZM168 132V131H167ZM251 132V131H250ZM52 133V131H51ZM60 133V132H59ZM119 133V131H118ZM117 133V135H118ZM151 133V132H149ZM161 133V132H160ZM169 133V132H168ZM219 133V132H218ZM216 133V134H218ZM252 133V132H251ZM257 133V131H255ZM45 134V133H44ZM47 134H49L47 132ZM46 134V135H47ZM110 133L108 132V135ZM148 134V133H147ZM146 134V135H147ZM155 134V133H154ZM153 134V135H154ZM158 134V133H157ZM163 134V133H162ZM170 134V133H169ZM213 134V133H212ZM52 135V134H51ZM152 135V136H153ZM165 135V134H164ZM215 135V133L213 134ZM219 135V134H218ZM56 136V135H55ZM107 136V135H106ZM111 136V134H110ZM109 136V137H110ZM120 136V135H118ZM151 136V137H152ZM163 136V135H162ZM169 136V135H168ZM171 136V135H170ZM169 136V137H170ZM220 136V135H219ZM218 136V138H220ZM248 136V134H247ZM252 136V134H251ZM48 137V136H45ZM62 137V136H61ZM136 137V138H135ZM151 137L149 139H151ZM172 137V136H171ZM154 138H156L154 136ZM158 138V137H157ZM211 138L213 139L212 135ZM215 138V137H214ZM56 139V138H54ZM59 139V138H58ZM112 139V138H111ZM123 139V137H122ZM131 139H128L127 142L132 141ZM46 140V139H45ZM106 140V139H104ZM119 140V138H118ZM121 140V139H120ZM144 140V138L142 139ZM216 141L215 139H213ZM212 140V141H213ZM220 140H223L222 137ZM43 141V142H42ZM58 141V140H57ZM101 141V140H100ZM151 141V140H150ZM213 141V142H214ZM88 142L87 145L90 143ZM99 142V141H98ZM106 142V141H103ZM102 142V143H103ZM141 141H139L140 143ZM158 142V139H157ZM161 142V140H160ZM202 142V141H201ZM44 143V144H43ZM80 143V142H78ZM77 143V145H78ZM100 143V142H99ZM107 143V142H106ZM113 143V142H112ZM119 143V142H118ZM122 143V142H121ZM120 143V145H122ZM144 144V141H142ZM147 142H145L146 145ZM151 143V142H150ZM211 143V142H210ZM216 143V142H215ZM41 144H43L41 146ZM76 144V142H74ZM72 143V145H74ZM101 144V143H100ZM155 144H157L155 142ZM159 144V143H158ZM161 144V143H160ZM221 144V143H220ZM54 146L56 144H53ZM66 145V143H65ZM86 145V146H87ZM93 145V144H92ZM111 145V143H110ZM119 145V148H120ZM124 145V144H123ZM138 145V144H137ZM142 145V144H141ZM154 144H151V146ZM214 145V144H213ZM212 145V146H213ZM41 148L39 149V147ZM53 146V147H54ZM57 146V145H56ZM80 146V144H79ZM113 146V145H112ZM148 146H150L148 144ZM220 146V145H219ZM74 147V146H73ZM90 147V146H89ZM93 147V146H92ZM123 146H121L122 148ZM132 146H130L131 148ZM139 148L141 146H138ZM143 147V146H142ZM57 148V147H56ZM61 148V146H60ZM65 148V147H63ZM68 148H70L68 146ZM65 149L66 150L68 149ZM76 148V147H75ZM94 148V147H93ZM97 148V147H96ZM127 148V145H126ZM214 148V147H213ZM52 149V148H51ZM72 149V148H71ZM74 149V148H73ZM83 148H81L82 150ZM87 153L89 154V149L85 147ZM136 149V148H135ZM216 149V148H215ZM214 149V150H215ZM220 149V148H219ZM230 149V148H229ZM262 150V148H260ZM60 150V149H59ZM58 150V151H59ZM80 150V151H81ZM98 150V149H97ZM259 150V149H258ZM257 150V151H258ZM68 151V150H67ZM70 151V150H69ZM77 151V150H76ZM120 151V150H119ZM128 151V150H127ZM126 151V152H127ZM143 151V150H142ZM141 151V152H142ZM230 151V150H229ZM254 151V150H253ZM263 151V150H262ZM79 152V151H78ZM133 152V151H132ZM135 152V150H134ZM81 153V152H80ZM84 153V152H83ZM121 153V152H120ZM258 153V152H257ZM255 153V154H257ZM50 154V155H49ZM55 154V155H54ZM66 154V153H65ZM68 154V152H67ZM74 154V153H73ZM72 154V155H73ZM132 154V153H131ZM142 154V153H141ZM199 154V153H198ZM201 154V153H200ZM229 154V152L227 153ZM254 154V155H255ZM261 154V152H260ZM52 155V156H51ZM70 155V154H69ZM78 155V154H77ZM82 155V154H80ZM79 155V156H80ZM87 155V154H85ZM84 155V157H85ZM119 156V153L117 154ZM117 157V159H121V157ZM134 155V154H133ZM136 155V152H135ZM213 155V154H211ZM252 155V154H251ZM137 156V155H136ZM209 156V155H208ZM230 156V155H229ZM63 157V156H62ZM71 158V156H69ZM138 157V156H137ZM215 157V156H214ZM256 157V155H255ZM260 161L258 163H261V169H259L258 174H256V178H258V181H256V186L251 187L252 192H248V190H243L240 188V192H238V196L236 197L235 192L228 191V189H224V191L227 193L224 199V204L219 205L218 204V198L216 199L215 193L217 191V187L215 185V182L212 183L211 188L205 193L206 203H202L200 200V191L203 188L204 181L207 179V171H200L194 175H191L193 172L189 171L187 169H183L181 166L180 169V175L177 176L174 175L175 173L167 174V178L169 181L171 180L173 183H175V188L177 191H185L184 189L187 186H190L189 183L194 187L191 190H186L187 197L185 194L183 195L184 199H186V203L189 205V209L192 212V216H195L197 218H200L199 225H194L193 234L190 233V238H187L186 241H192L195 240L196 237H203V235H206V231L211 229L214 233L213 236L216 237L217 240H220L222 238H228L227 234H230V240H233L236 244L239 243H247L249 241H252L253 239H260L264 237V225L259 226V222L264 221V154L261 156H258ZM65 158V155H64ZM83 158V157H82ZM129 158V157H128ZM127 158V159H128ZM131 158V157H130ZM129 158V159H130ZM141 158V157H140ZM200 158V157H199ZM198 158V159H199ZM229 158V157H228ZM37 159L36 165H31L32 160ZM58 159V158H57ZM81 159V158H80ZM116 159V160H117ZM257 159V157H256ZM56 160V159H55ZM61 160V158H60ZM84 160V159H83ZM203 160V159H202ZM207 160V159H206ZM205 160V162H206ZM211 160V158H210ZM50 161H52L50 159ZM48 161V162H50ZM58 161V160H57ZM170 161V160H169ZM172 161V159H171ZM194 161V160H193ZM204 161V160H203ZM216 160H212L209 162V167L211 166V163H215ZM245 161V160H244ZM243 161V162H244ZM35 161H33L34 164ZM82 162V161H81ZM195 162V161H194ZM197 162V161H196ZM252 162V160H250ZM256 162V160H255ZM57 163V162H56ZM84 163V161L82 162ZM119 163V161H118ZM176 163V162H175ZM120 164V163H119ZM170 165V163H168ZM167 164V166H168ZM172 164V163H171ZM195 164V163H194ZM205 164V163H204ZM245 164V163H244ZM58 165V164H57ZM129 165V163H128ZM140 165V164H139ZM138 165V168H139ZM149 165V164H148ZM199 165V164H198ZM202 165V164H201ZM252 165V164H251ZM256 164H254L255 166ZM259 165H256L259 166ZM91 166V164H90ZM89 166V167H90ZM118 166V165H117ZM134 166V165H133ZM132 166V168H133ZM136 166V165H135ZM142 166V165H141ZM144 166V165H143ZM179 166V165H177ZM190 166V165H189ZM204 166V165H203ZM250 166V164H249ZM247 166V167H249ZM87 167V165H86ZM111 167V166H110ZM127 167V166H126ZM166 167V166H165ZM170 167V166H169ZM174 169V165H172ZM171 167V168H172ZM186 168V166H184ZM192 167V165H191ZM195 167V166H194ZM202 167V166H200ZM50 168V167H49ZM113 168V167H112ZM129 168V167H128ZM131 168V167H130ZM176 168V166H175ZM207 168V167H206ZM246 168V167H245ZM260 168V167H259ZM91 169V167H90ZM95 169V168H94ZM137 169V168H136ZM211 169V168H209ZM229 169V168H227ZM247 169V168H246ZM250 169V168H249ZM248 169V170H249ZM120 170V168H119ZM118 170V171H119ZM128 170V169H127ZM125 170V172H127ZM133 170V169H132ZM170 170V169H169ZM196 170V169H195ZM198 170V169H197ZM214 170V169H213ZM212 169L210 171H213ZM243 170V169H242ZM48 171V170H47ZM89 171V169H88ZM166 171V170H165ZM171 171V170H170ZM173 171V170H172ZM177 171V169H176ZM194 171V168H193ZM216 171V170H214ZM247 171V170H246ZM245 171V174H247ZM250 171V170H249ZM131 172V169H130ZM133 172V171H132ZM157 172V170H156ZM191 172V174H190ZM218 173V171H216ZM242 172V171H241ZM153 173V172H152ZM166 173V172H165ZM195 173V172H194ZM216 173V174H217ZM243 173V172H242ZM21 174V175H22ZM35 174V173H34ZM51 174V173H50ZM133 174V173H132ZM137 174V173H136ZM141 174V173H140ZM138 175L141 177V175ZM156 174V173H155ZM209 174V173H208ZM20 175V176H21ZM33 175V174H32ZM48 175V173H47ZM134 175V174H133ZM143 175V174H142ZM157 175V174H156ZM159 175V173H158ZM215 175V172H214ZM25 176V175H24ZM132 176V175H131ZM136 176V175H135ZM144 176V175H143ZM153 176V175H152ZM213 176V175H212ZM240 176V175H239ZM243 176V174H242ZM246 176V175H245ZM23 177V175H22ZM210 178V176L208 175ZM215 176H213L214 178ZM251 177V176H249ZM8 178V176L6 177ZM5 178V179H6ZM13 178V177H12ZM133 178V177H132ZM138 178V177H137ZM136 178V179H137ZM147 178V177H146ZM160 178V176H159ZM165 178V177H164ZM163 178V179H164ZM166 183H168V180ZM245 179V177L243 176ZM255 178V177H254ZM22 179V178H21ZM31 179V178H28ZM129 179V178H128ZM212 179V178H211ZM247 179V177H246ZM14 180V179H12ZM20 180V178H19ZM125 180V179H124ZM135 179L132 180V182ZM139 178L138 181H141ZM145 180V178L143 179ZM218 180V179H217ZM216 180V181H217ZM248 180V179H247ZM250 180V179H249ZM257 180V179H256ZM147 181V179H146ZM144 181V182H146ZM154 181V180H153ZM160 181V180H159ZM158 181V182H159ZM163 181V180H162ZM207 181V180H206ZM213 181V180H212ZM211 181V182H212ZM223 181V180H222ZM245 181V180H244ZM243 181V182H244ZM252 181V179H251ZM251 181L250 184H251ZM255 181V180H254ZM253 181V182H254ZM117 182V181H116ZM115 182V183H116ZM148 182V181H147ZM146 182V183H147ZM209 181V183H211ZM226 182V181H225ZM247 182V181H246ZM245 182V183H246ZM114 183V182H113ZM142 183V181H141ZM208 183V182H207ZM208 183V184H209ZM217 183V182H216ZM242 183V182H241ZM240 183V184H241ZM248 183V182H247ZM21 184V182H20ZM19 184V185H20ZM140 184V183H139ZM160 184V182L158 183ZM234 184V183H233ZM114 185V184H113ZM118 185V184H117ZM130 185V184H129ZM151 185V183H150ZM169 185V183H168ZM238 185V184H237ZM247 185V184H246ZM245 185V186H246ZM14 186H18V181L15 179ZM116 186V185H114ZM142 186V185H141ZM148 186V185H147ZM191 186V187H192ZM207 186V185H204ZM218 186V185H217ZM223 186V184H222ZM243 186V184H242ZM248 186V185H247ZM251 186V185H250ZM254 186V184H253ZM124 187V186H122ZM143 187V186H142ZM154 188V186H151ZM156 187V185H155ZM162 187V185L160 186ZM172 187V186H170ZM169 187V188H170ZM208 187V186H207ZM234 187V186H233ZM249 187V186H248ZM16 188V187H15ZM141 188V187H140ZM148 188V187H147ZM145 188V189H147ZM152 188V189H153ZM205 188V187H204ZM238 188V187H237ZM245 188V187H243ZM247 188V187H246ZM144 189V190H145ZM160 189V188H159ZM162 189V188H161ZM175 189V191H176ZM188 189V188H187ZM190 189V188H189ZM206 189V188H205ZM169 190V189H168ZM204 190V189H203ZM219 190V188H218ZM250 190V189H249ZM155 191V189H154ZM151 192L149 189L146 192V197L144 198L143 202L138 205L137 202L135 203L138 205L137 208L141 212V215L139 216L142 220L137 222H142L143 225V232L146 230V227L149 226V222L151 221L154 213V206L156 203V198L154 193ZM158 191V190H157ZM161 191V190H160ZM170 191V190H169ZM205 191V190H204ZM140 192V189H139ZM138 192V193H139ZM166 192V190L164 191ZM220 192V190H219ZM218 192V193H219ZM9 193V192H8ZM118 193V192H117ZM124 193V191H123ZM130 193V192H128ZM133 193V192H132ZM145 193V192H144ZM143 193V194H144ZM172 193V192H171ZM174 193V192H173ZM176 193V192H175ZM203 194V192H201ZM224 193V192H223ZM3 193H0V212L2 213H8L12 210L13 203L11 201V198H5V195H2ZM119 194V193H118ZM157 194V192H156ZM159 194V193H158ZM161 194V193H160ZM170 194V193H169ZM183 194V193H182ZM201 194V195H202ZM204 194V195H205ZM132 195V194H131ZM165 196V194H163ZM172 195V194H171ZM169 195V196H171ZM180 195V193H179ZM178 195V197H179ZM203 195V196H204ZM119 196V195H118ZM137 196V195H135ZM142 196V195H140ZM157 196V195H156ZM176 196V194H174ZM173 196V197H174ZM222 196V195H221ZM121 197V195H120ZM131 197V196H130ZM133 197V196H132ZM158 197V196H157ZM166 197V196H165ZM173 198V199H177ZM220 197V196H219ZM119 198V197H118ZM138 198V197H137ZM133 197V199L137 200ZM141 197H139L140 199ZM160 198V197H159ZM172 198V197H171ZM181 198V196H180ZM120 199V198H119ZM161 199V198H160ZM168 199V198H167ZM223 199V198H222ZM122 200H125L124 198ZM127 200V199H126ZM132 200V199H131ZM128 201V200H127ZM160 200H157V203ZM167 201V200H166ZM170 201V200H169ZM180 201H182L180 199ZM185 201V200H184ZM203 201V200H202ZM222 200H219V203L221 204ZM53 202V199H52ZM162 202V201H161ZM183 202V201H182ZM120 203V202H119ZM134 203V204H135ZM167 203V202H166ZM179 203V201H178ZM181 203V202H180ZM117 204V202H116ZM129 204V203H128ZM131 204V203H130ZM133 204V205H134ZM135 204V207H136ZM175 204V203H173ZM185 204V203H184ZM186 204V205H187ZM229 204V207L226 209V206ZM120 205V204H119ZM162 205V204H161ZM125 206V205H124ZM160 206V204H159ZM175 206V205H174ZM179 206V205H178ZM114 207V206H113ZM128 207V206H127ZM130 207V206H129ZM163 207V206H162ZM165 207V206H164ZM172 207V206H171ZM122 208V207H121ZM124 208V207H123ZM156 208V207H155ZM158 208V207H157ZM178 208V207H177ZM180 208V206H179ZM184 208V207H183ZM112 209V206H111ZM118 209V207H117ZM159 209V208H158ZM163 209V208H162ZM167 209V207L165 208ZM172 209V208H171ZM175 209V208H174ZM172 209V211L174 210ZM185 209V208H184ZM124 210V209H123ZM127 210V208H126ZM129 210V209H128ZM133 210V209H132ZM135 210V209H134ZM157 210V209H156ZM176 210V209H175ZM182 210V209H181ZM180 210V211H181ZM119 211V210H118ZM166 211V210H165ZM171 211V213H172ZM121 212V211H119ZM124 212V211H123ZM122 212V213H123ZM136 212V210L134 211ZM136 212V213H140ZM162 212V211H161ZM167 212V211H166ZM169 212V210H168ZM177 212V210L175 211ZM186 212V210H185ZM114 213V212H111ZM116 213V212H115ZM114 213V214H115ZM118 213V212H117ZM121 213V214H122ZM131 213V212H130ZM157 213V211H156ZM159 213V211H158ZM157 213V214H158ZM164 213V210H163ZM162 213V215H163ZM13 214V213H12ZM120 214V215H121ZM134 214V213H133ZM173 214V213H172ZM177 214V213H176ZM186 214V213H184ZM189 214V213H188ZM159 215V214H158ZM165 215V214H164ZM168 215V214H167ZM167 215H165L167 217ZM171 214L169 213V216ZM174 215V214H173ZM183 215V213H182ZM116 216V214H115ZM119 216V214H118ZM134 216V215H133ZM185 216V215H184ZM111 217V215H110ZM108 217V218H110ZM123 217V214H122ZM161 217V216H160ZM174 217V216H172ZM180 217V216H179ZM14 218V216H13ZM114 216L112 214V220ZM119 218V217H118ZM154 218V217H153ZM156 218V217H155ZM176 218V217H175ZM178 218V217H177ZM183 218V217H182ZM190 220V217H188ZM197 218H194L197 220ZM123 219V218H122ZM125 221H127V218H124ZM181 220V217L179 218ZM184 219V218H183ZM110 220V219H109ZM107 219V221H109ZM161 220V219H160ZM164 219H162L163 221ZM169 220V219H167ZM177 220V219H176ZM179 220V221H180ZM119 219L117 220V222ZM161 221V222H162ZM172 220H170L171 222ZM183 221V220H182ZM5 222V221H4ZM3 222V224H4ZM159 222V220H158ZM166 220L164 221L163 225L165 224ZM190 222V221H189ZM192 222V221H191ZM190 222V223H191ZM198 222V221H197ZM133 223V222H132ZM131 223V224H132ZM156 223V222H155ZM175 223V222H174ZM184 223V221H183ZM2 224V225H3ZM110 224V223H109ZM111 224L113 225L112 221ZM115 224V222H114ZM125 225V223H123ZM127 224V223H126ZM130 224V223H129ZM134 224V223H133ZM140 224V223H139ZM161 224V223H157ZM195 224V223H194ZM263 224V223H262ZM1 225V224H0ZM1 225V226H2ZM122 225V224H121ZM123 225V226H124ZM172 225V224H171ZM181 225V224H180ZM185 226V223L183 224ZM192 225V223H191ZM190 225V226H191ZM258 230L256 229L257 235L254 237L253 230L256 226ZM126 226V225H125ZM157 226V225H156ZM173 226V225H172ZM171 226V227H172ZM175 227L177 224L174 225ZM5 227V226H4ZM3 227V228H4ZM113 227V226H111ZM120 227V225L118 226ZM189 227V226H187ZM121 228V227H120ZM125 228V227H123ZM141 229V227H139ZM149 228V227H148ZM152 228V227H151ZM150 228V229H151ZM155 228V227H154ZM157 228V227H156ZM168 228V227H167ZM190 228V227H189ZM193 229V225L191 227ZM118 229V228H117ZM122 229V228H121ZM137 229V228H136ZM162 229V227H161ZM160 229V230H161ZM171 229V228H170ZM175 229V228H174ZM180 229V228H179ZM149 230V229H148ZM152 230V231H151ZM149 234L143 235L133 229L131 225H128L126 229L124 230L126 232V235L132 237L131 245H129L128 248V255L123 260V264H157L154 262V255H161L162 251L159 249L158 245L160 244L158 241V238L155 237L154 229L152 228ZM172 230V229H171ZM191 230V229H190ZM113 231V230H112ZM121 231V230H120ZM176 231V229H175ZM180 230H178L177 233H179ZM184 231V228H183ZM146 232V231H145ZM169 232L168 230L166 231ZM192 232V230H191ZM111 233V231H110ZM117 233V232H116ZM120 233V232H119ZM123 233V231H122ZM148 233V232H147ZM160 232H158L159 235ZM172 233V232H171ZM174 233V232H173ZM175 233V234H177ZM185 233V232H184ZM210 233V232H209ZM121 234V233H120ZM192 234V235H191ZM199 234V235H198ZM211 234V233H210ZM110 235V234H109ZM117 235V234H116ZM127 235V236H128ZM157 235V236H158ZM174 235V234H173ZM172 235V237H173ZM186 235H188L186 233ZM5 231L1 228L0 229V237L4 238ZM120 236V235H119ZM167 236V235H166ZM208 237L210 235H207ZM111 237V236H110ZM115 237V236H114ZM124 237V236H123ZM161 237V233H160ZM168 237V236H167ZM166 237V238H167ZM170 237V235H169ZM175 237V236H174ZM183 237V236H182ZM189 237V235L187 236ZM206 237V236H205ZM212 237V236H211ZM112 238V237H111ZM110 238V239H111ZM118 238V237H117ZM52 239V238H51ZM108 239V241L110 240ZM171 239V238H170ZM53 240V239H52ZM129 240V239H128ZM127 240V241H128ZM160 240V239H159ZM162 240V239H161ZM214 240V239H213ZM216 240V241H217ZM227 240V239H226ZM230 240H227L228 243ZM259 240V241H260ZM47 241V240H46ZM99 241V240H98ZM114 241V240H113ZM119 241V239H118ZM123 241V239H122ZM126 241V242H127ZM163 241V240H162ZM186 241H184L186 243ZM215 241V242H216ZM256 241V240H255ZM51 242V240H50ZM100 242V241H99ZM115 242V241H114ZM113 242V247H114ZM142 242H145L146 249L143 254L144 256H140L141 246ZM169 242V241H168ZM171 242V241H170ZM195 242V241H194ZM221 242V240H220ZM223 242V240H222ZM253 242V241H252ZM257 242V241H256ZM52 243V242H51ZM93 243V242H92ZM110 243V242H109ZM116 243V242H115ZM123 243V242H122ZM121 243V244H122ZM173 243V242H171ZM182 243V242H181ZM184 243V244H185ZM198 243V242H195ZM200 243V242H199ZM214 243V241H213ZM224 243V242H223ZM264 243V242H263ZM119 244V243H118ZM162 244V243H161ZM165 244V243H164ZM168 244V243H167ZM189 244V243H188ZM218 244V243H217ZM222 244V243H221ZM234 244L233 246L235 247ZM237 244V245H239ZM51 245V244H50ZM55 245V243H54ZM172 245V244H171ZM194 245V244H193ZM198 245V244H197ZM215 245V244H214ZM226 245V244H225ZM224 245V246H225ZM228 245V244H227ZM231 245V244H230ZM256 245V244H255ZM92 246V245H91ZM104 246V244H103ZM107 246V244H106ZM106 246H104L106 248ZM122 246V245H118ZM125 246V245H124ZM128 246V245H127ZM163 246V245H162ZM185 246V245H184ZM192 247V245H190ZM199 246V245H198ZM202 246V243H201ZM200 246V247H201ZM242 244L240 245V247ZM248 246V245H247ZM257 246V245H256ZM259 246V245H258ZM261 247L263 245H260ZM48 247V246H47ZM94 247V245H93ZM98 245V249H99ZM103 247V248H104ZM109 247V245H108ZM123 247V246H122ZM121 247V248H122ZM170 247V246H169ZM177 247V245L175 246ZM204 247V246H203ZM206 247V245H205ZM220 247V246H219ZM239 247V246H238ZM246 247V246H245ZM52 248V247H51ZM96 248V247H95ZM102 248V249H103ZM104 248V249H105ZM111 248V247H110ZM145 248V247H144ZM161 248V247H160ZM164 248V247H163ZM162 248V249H163ZM171 248V247H170ZM178 248V247H177ZM180 248V247H179ZM183 248V247H182ZM185 248V247H184ZM183 248V249H184ZM190 248V247H189ZM209 248V247H208ZM220 248H223L222 246ZM227 248V247H226ZM225 248V249H226ZM231 248V246H230ZM237 248V247H236ZM244 248V247H243ZM247 248V247H246ZM258 248V247H257ZM256 248V249H257ZM260 248V247H259ZM5 249V248H4ZM3 248L0 247V257H5L3 254ZM109 249V248H108ZM114 252L118 251V249L114 250V248H111ZM109 249V250H111ZM126 249V247H125ZM124 249V250H125ZM172 249V248H171ZM175 249V248H174ZM198 249V248H197ZM203 249V248H202ZM201 249V251H202ZM206 249V248H205ZM233 249V247L231 248ZM240 249V248H239ZM249 249V248H248ZM255 249V252H257ZM111 250V251H112ZM166 250V249H165ZM185 250V249H184ZM190 250V249H189ZM188 250V251H189ZM209 250V249H208ZM220 250V249H219ZM259 250V249H258ZM262 250V249H261ZM51 251V249H50ZM103 251V250H102ZM109 251V252H111ZM112 251V252H113ZM173 251V250H172ZM222 251V250H221ZM227 249L224 251L225 253ZM230 251V250H229ZM237 251V250H235ZM241 251V250H240ZM253 255H254V249ZM6 252V251H5ZM49 252V251H48ZM165 252V251H164ZM178 252V251H177ZM200 252V251H198ZM202 254H196L199 258L208 264V260L205 259L207 254L205 251H203ZM210 252V251H209ZM216 252V251H215ZM244 251L240 252L239 254L243 253ZM250 252V251H249ZM56 253V251H55ZM91 252L90 254H92ZM95 253V252H94ZM104 253H106L104 251ZM103 253V254H104ZM123 253V249H122ZM125 253V252H124ZM126 253V254H127ZM168 253V247L167 252ZM173 253V252H172ZM176 253V252H175ZM179 253V252H178ZM181 253V250H180ZM223 253V252H222ZM221 253V254H222ZM236 255V252H234ZM246 253V252H245ZM88 254V253H87ZM101 253H98V255ZM107 254L111 253H106ZM115 254V253H114ZM118 254V253H117ZM116 254V256H117ZM170 255L171 252L169 253ZM194 254V249H193ZM212 254V251H211ZM217 254V253H216ZM214 254V255H216ZM220 254V252H219ZM231 254V252H230ZM238 254V256H239ZM259 254V251H258ZM264 254V252L262 253ZM19 255L20 253L18 251L15 252V258L14 263L12 264H19ZM51 255V254H50ZM96 255L95 254H92ZM121 255V252H120ZM118 255V258L119 256ZM156 255V256H157ZM165 255V254H164ZM191 255V253H190ZM234 255V254H233ZM163 256V255H162ZM168 256V255H167ZM165 256V257H167ZM184 256V255H183ZM182 255L179 257H183ZM210 256V255H209ZM213 256V254H212ZM211 256V257H212ZM218 256V254H217ZM221 256V255H220ZM242 256V255H241ZM252 256V255H251ZM250 256V259H251ZM98 257H101L98 256ZM103 257V256H102ZM108 257V256H107ZM106 257V258H107ZM114 257V255H113ZM124 257V256H123ZM170 257V256H169ZM208 257V256H207ZM230 257V255H229ZM253 257V256H252ZM263 257V256H262ZM261 257V258H262ZM214 258V257H213ZM212 258V260H213ZM226 258V257H224ZM222 258V259H224ZM257 258V257H256ZM10 257H5L1 259V263L4 264H11ZM42 259V258H41ZM49 259V258H48ZM99 258H94V260ZM103 259V258H102ZM117 259V257H116ZM115 259V261H116ZM120 259V258H119ZM154 259V260H153ZM159 259V258H157ZM166 259V258H165ZM180 259V258H179ZM188 259V256H187ZM209 259V257L207 258ZM240 259V258H239ZM255 259V258H254ZM258 259V258H257ZM264 259V258H263ZM24 260L27 261V264H40L39 263V257L36 253L27 254L24 257ZM61 260V259H60ZM85 260V259H84ZM89 260V259H88ZM91 260V259H90ZM93 257H92V261ZM118 260V259H117ZM121 260V261H122ZM161 260V259H159ZM158 260V261H159ZM167 260V259H166ZM195 260L196 256H195ZM194 260V261H195ZM215 258V262H216ZM238 260V259H237ZM48 261V260H47ZM56 261V260H55ZM63 261V260H62ZM77 261V260H76ZM110 261V259H109ZM157 261V262H158ZM168 261V260H167ZM198 261V260H197ZM220 261V260H218ZM234 261V259L232 260ZM253 261V259H252ZM257 261V260H256ZM254 261V263L256 262ZM41 262V260H40ZM49 262V261H48ZM52 262V261H51ZM54 262V259H53ZM91 262V261H90ZM96 262V264H97ZM105 262V261H104ZM112 262V261H111ZM110 264H115L111 263ZM201 262V261H200ZM62 263V262H61ZM64 263V262H63ZM102 263V262H101ZM118 264V262L116 261ZM180 263V262H179ZM190 264H195L191 260L189 261ZM243 263V262H242ZM249 263V261H248ZM256 263H260L259 261ZM59 264V263H58ZM73 264V263H72ZM80 264V263H79ZM84 264V262H83ZM90 264V263H89ZM159 264H172L170 262H160ZM181 264V263H180ZM213 264V263H212ZM218 264V262H217ZM230 264V263H229ZM232 264V263H231ZM236 264V263H235ZM244 264V263H243Z\"/></svg>",
  "mask_w": 264,
  "mask_h": 264
}]
</instances>
